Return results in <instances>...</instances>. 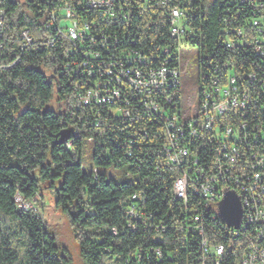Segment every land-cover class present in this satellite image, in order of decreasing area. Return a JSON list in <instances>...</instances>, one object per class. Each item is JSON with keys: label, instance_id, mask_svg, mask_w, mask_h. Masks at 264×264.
Here are the masks:
<instances>
[{"label": "trees", "instance_id": "trees-1", "mask_svg": "<svg viewBox=\"0 0 264 264\" xmlns=\"http://www.w3.org/2000/svg\"><path fill=\"white\" fill-rule=\"evenodd\" d=\"M71 1L0 0L5 11L0 65L15 61L12 68L0 70V264L69 263L41 215L18 204L19 199L23 204L40 205L35 172L67 220L84 264H215L212 255L202 260L196 244L199 236L187 229L194 215L203 214V200L189 194L185 206L173 195L180 172L161 154L162 122H124L102 107L93 110L98 112V123L92 117L77 121L70 116L75 113L74 79L64 70V48L45 42L55 36L52 27L47 28L52 7ZM136 2L119 0L122 11L103 22L105 30L118 40L132 41L149 57L171 60L170 66L179 60L182 42L195 48L198 86L216 68L222 74L226 61L234 70L242 65L246 71L251 62L264 60L248 44L235 48L225 44V19L236 6L243 12L248 9L240 1L167 0L183 11L187 34L181 40L170 36L164 6L149 7L146 0L138 8ZM77 11L84 16L81 8ZM24 30L32 42L20 50ZM165 49L169 55L163 54ZM177 91L179 101V87ZM63 130L70 136L59 145ZM84 140L93 145V170L88 172L79 159ZM111 165L127 166L126 177L113 181L97 170ZM134 195L136 199L131 200ZM132 203L145 220L134 230L127 214ZM198 217L206 227L203 237L213 244L235 247L240 242L225 235L220 219L212 222L211 216ZM155 249L161 257L153 254ZM240 254L235 248L226 251L219 264H237Z\"/></svg>", "mask_w": 264, "mask_h": 264}, {"label": "built area", "instance_id": "built-area-1", "mask_svg": "<svg viewBox=\"0 0 264 264\" xmlns=\"http://www.w3.org/2000/svg\"><path fill=\"white\" fill-rule=\"evenodd\" d=\"M149 1V7L161 4L168 10L170 36L184 38L187 30L183 11L170 6L167 0ZM237 1L248 9L243 12L236 6L225 19V44L228 48L248 44L257 58L264 59V1L233 3ZM118 2L72 0L51 9L47 28L51 26L55 36L45 43L49 47L59 43L64 48V70L74 79L75 113L70 116L77 121H89L92 117L98 123V112L93 110L102 107L124 122L161 121V154L168 165L180 172L172 186L174 197L185 206L189 194L203 200V214L194 215L187 225L199 236L196 244L202 260L212 255L215 264H219L226 251L235 248L241 253L237 264H264V60H258L260 64L251 62L246 71L242 65L236 71L226 61L222 74L216 68L211 78H204L193 103L181 105L175 98L184 73L182 60L170 66L171 60L165 58L160 62L159 56L149 57L136 49L132 41L118 40L105 30L103 22L116 18L122 11ZM143 2L146 0H137L138 8ZM77 7L83 10V17L78 15ZM4 18L5 11L0 8V41ZM20 39V50L32 42L26 30L20 33ZM2 49L0 42V52ZM163 54L169 55L170 51L165 49ZM14 64L15 61L0 65V70H8ZM226 191L237 196L242 210L237 229L223 226L226 236L240 239L235 247L213 244L203 237L206 227L202 217H198L211 216L212 222L220 219L217 205ZM18 204L20 209L29 208L19 199ZM127 214L131 230L145 222L133 203ZM153 254L162 255L159 249L153 250Z\"/></svg>", "mask_w": 264, "mask_h": 264}, {"label": "rangeland", "instance_id": "rangeland-1", "mask_svg": "<svg viewBox=\"0 0 264 264\" xmlns=\"http://www.w3.org/2000/svg\"><path fill=\"white\" fill-rule=\"evenodd\" d=\"M179 60H182V71L184 72L179 80V94L181 105L193 103L198 89L197 68H196V49L182 42L179 47ZM93 145L90 141L84 140L79 159L85 172L93 170L91 167V155ZM72 153V151H71ZM98 172L105 174L108 179L119 181L127 175V166L119 168L111 165L108 168H97ZM34 176L38 178V195L36 197L40 205L27 204L39 213L47 227L49 234L54 238L55 245L59 252L66 259L68 264H84L80 257L78 245L73 240L69 224L60 209L57 208L54 198L45 190L43 183L35 172Z\"/></svg>", "mask_w": 264, "mask_h": 264}, {"label": "water", "instance_id": "water-1", "mask_svg": "<svg viewBox=\"0 0 264 264\" xmlns=\"http://www.w3.org/2000/svg\"><path fill=\"white\" fill-rule=\"evenodd\" d=\"M69 136L70 132L68 130L61 131L58 135L59 140L57 144H64L69 139ZM217 213L228 228L237 229L239 227L242 218V210L239 199L233 192L226 191L224 193L222 200L217 205Z\"/></svg>", "mask_w": 264, "mask_h": 264}, {"label": "bare ground", "instance_id": "bare-ground-1", "mask_svg": "<svg viewBox=\"0 0 264 264\" xmlns=\"http://www.w3.org/2000/svg\"><path fill=\"white\" fill-rule=\"evenodd\" d=\"M240 202V201H239ZM221 220V219H220ZM222 221V220H221Z\"/></svg>", "mask_w": 264, "mask_h": 264}]
</instances>
